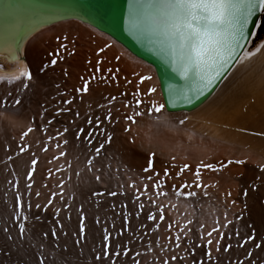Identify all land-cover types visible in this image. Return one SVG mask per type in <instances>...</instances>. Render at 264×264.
Segmentation results:
<instances>
[{"label":"bare ground","instance_id":"bare-ground-1","mask_svg":"<svg viewBox=\"0 0 264 264\" xmlns=\"http://www.w3.org/2000/svg\"><path fill=\"white\" fill-rule=\"evenodd\" d=\"M56 14V11L41 8L35 0H0V100L7 97L11 103L18 94L23 97L18 108H0L17 117L0 119V161L7 157L17 163L38 159L44 151V145L50 142L54 146L52 152L40 159L50 160L51 165L62 174V180L65 171L71 174L81 171L79 179L89 182L91 178L88 176L89 165L86 166L85 155L89 158L90 151L84 138L90 132L96 135V146L105 142L108 133L105 127L108 120L105 117L111 113V119L115 120L112 128L119 134L117 144L104 148L100 155L101 161L97 164L101 171L95 169L93 172L105 174L107 182L112 178L118 180L120 192L125 193L122 197L131 199L136 210L147 215L150 212L155 214V220L151 222L155 227L158 225L159 232L165 231L166 226L183 225L182 235L189 236L187 243L191 244L193 250L201 251L206 260L213 261L219 257L215 252L217 241L220 244L224 241L232 248L243 245L245 224L240 205V201L245 203L243 186L253 181L264 190V42H259L254 48L248 46L231 73L202 105L190 111L149 114L147 108L153 102L163 103L154 68L131 55L109 35L84 20L71 17L55 19ZM65 36L72 43L66 49L56 43ZM10 42L13 44L11 51L8 47ZM24 46L22 60L27 71L32 74L31 81L25 79L22 75L25 69L19 68L17 64L21 60L19 55ZM85 47L92 52L99 48L105 51L107 48L106 53L110 59L125 67L132 75L139 73L140 69L152 71L153 75L150 80L138 83L139 92L134 96L135 90L120 87L122 82L113 80L111 75H104L103 56L96 54L90 60L89 50ZM53 59L56 60L55 65L51 64ZM85 81H88V92L83 91ZM25 83L28 84L27 89ZM149 88H155V93L149 94ZM77 89L81 91L77 92ZM68 100L72 103L65 104ZM137 100L141 101L139 107L136 105ZM41 104L47 109L46 112ZM108 104L123 105L121 114L114 113L112 106L107 110ZM58 111L59 115L56 114ZM136 111H142L143 115L134 117V123L126 120L127 116H134ZM185 117L187 119L183 125H178V121ZM29 127L34 130L25 136L24 143L16 145L11 141V131L22 129L25 133ZM64 127H68L69 131L59 135L58 132L62 133ZM126 128L129 130L125 131ZM79 129L84 131L80 133L81 139L78 141L76 134ZM25 146L27 150L20 152V148ZM190 151L195 152V158H186L194 163H200V158L213 163L225 153L231 155L232 163L222 165L220 171L222 184L228 188L225 197H216L203 187L195 188L198 193L195 197L177 196L173 185L182 183V174L177 176V173H180L184 165L181 163L183 155ZM148 153H155V167L144 172ZM236 161L242 163L237 164ZM173 164L176 167H172ZM166 165L169 172L167 176L164 174ZM196 172L197 167H192L190 178L197 181L207 174L201 169L199 176ZM184 190L191 191L189 188ZM137 195L140 199L134 201L133 197ZM139 203L144 205L143 209L137 206ZM161 207L165 215L162 222L159 220ZM197 221L201 222L200 225L208 223L210 227L206 228L207 225L201 230L196 226ZM217 221L219 229L216 235L213 233L216 238L213 237V243L208 245L204 235L210 229L217 228ZM225 224H228L227 228ZM221 233L224 234L223 239ZM189 250L191 248L185 251ZM208 251L211 252V258L206 255Z\"/></svg>","mask_w":264,"mask_h":264},{"label":"rangeland","instance_id":"rangeland-1","mask_svg":"<svg viewBox=\"0 0 264 264\" xmlns=\"http://www.w3.org/2000/svg\"><path fill=\"white\" fill-rule=\"evenodd\" d=\"M258 40L259 39L256 38V40L252 42L250 45L251 48L259 45L260 41ZM56 43L59 44L60 48L62 44H65V49L68 44H72L68 37L67 40H65L64 37L60 38ZM85 48L89 50L88 47ZM76 49L72 51L76 52ZM93 50H95V48H93ZM100 50L101 48L96 50V52L89 50V59L92 60L96 54H101L104 60V75H111V78L115 76L116 79H112L115 81L118 80L119 83L122 82L120 87L131 88L132 91L135 90L133 91L134 96L135 93L139 92L138 83L140 82L141 75L150 77L153 75L152 71H144L142 69L139 70V73L132 75L125 67L117 65L113 59H110L109 55L106 53L107 48L105 51ZM90 64L92 65V61ZM109 69L112 70L111 73L108 71ZM117 69H119V72H116ZM262 77L264 78V75ZM129 81H131V83H129ZM105 104L106 102L104 105ZM122 104L126 103L123 102ZM106 106L107 110L109 106H112L111 109L115 110L114 113L119 114H121V108L124 107L123 105L116 106L115 104H108ZM3 118L17 119L16 116L0 110V119ZM114 121L115 120L111 119V122L106 121L105 123L107 132L113 135L111 141L112 147L117 144L119 137L118 131L112 128ZM178 125H183L180 123V120L178 121ZM22 134H24L22 129L16 130V132L11 131V141L16 145L24 143L26 138L24 137L23 141H21ZM91 138L94 145H92L93 151L90 152L89 157L91 154L94 155V149L98 147L96 146V135H92ZM106 139L107 136H105V142ZM53 147L54 146H52L50 142L44 145V151L41 156L35 159L37 161L36 165L32 164L33 159H29L30 161H23V163H17L12 158L9 160L7 157L3 161H0V264H40L38 253L44 255L46 259H44V264H46L47 261V264H113V260L115 264H165V261H167L168 264H264V190L255 182H246L243 186V194L244 190L247 189L248 195L246 197L244 196L245 203L240 201V205H242L241 213L245 224V232L242 239V241H244V246L241 244L238 247H231L229 251L225 252L224 248L228 245L223 241L219 245V251H217V247H215V252L219 257L213 261H209L203 257L201 251L198 252L193 250L191 244L187 243L189 236L186 234L182 235L184 231L183 225H176L177 227L174 225L171 227L166 226L167 231L160 230L161 232H159L158 228L152 224L153 222L146 218V216H148L147 214L140 212L138 209L136 210L131 199L124 198L122 195H117L115 197H110L108 195L99 198L92 197L93 190L102 191L107 189L108 192H120V183L118 180L112 178L111 181L107 182L105 174L99 175L97 173L101 171L100 167L97 165L101 161L100 156L90 164L88 163V155H85L86 166L89 165L87 166V170H89V172L87 171L88 176L93 182L91 180L89 182L81 181L79 179V173H81V171L78 174H71L65 171L63 173V181L61 179L62 174L51 165L50 160L40 159L43 155L47 156L48 153H51ZM55 148L57 147L55 146ZM186 157L194 159L195 152L190 151L183 155L184 159L181 163L189 164L190 169L183 171L181 175L182 183L179 182L180 184L177 183L176 186L178 189H180L181 185L187 183L190 186L189 190L197 191L195 187L192 186L198 183L201 187L207 189L208 193L211 191L216 197L221 198L228 194V188H225L224 184H222L223 176L220 171L222 165L230 164L231 155L225 153L218 161L213 163H208L207 160L201 158L200 163H194ZM205 164H212L213 169L201 167L200 169L206 171L207 174L202 175L201 173L202 176L198 178V181L190 178L192 175V167ZM94 170L97 172H93ZM29 171H32L31 179L28 178ZM97 176L100 177L99 182L96 179ZM105 181L107 183H105ZM29 183L32 185L30 190L27 187ZM37 192L40 193L39 197L36 195ZM135 192L137 191L135 190ZM17 194L22 195V204L20 208H18L16 204ZM53 194H55V196H53ZM181 198H184V196L181 195ZM49 199H52L53 203L47 208V211H44L43 207L47 205ZM97 199H99V203H97ZM127 202L129 203L127 204ZM29 204L31 206L30 220L26 223L29 232L21 238V236H19L18 223L13 221V216L14 212L18 210L27 212ZM37 204L41 205L40 210L36 209ZM81 205L86 214V233L84 237L85 240L83 239L82 242L77 243L79 240L78 209ZM65 206L68 207L66 208ZM56 208L61 209L58 217L54 214ZM36 216H41L42 220L36 222L34 219ZM57 218L60 221L59 224H57ZM200 223L201 222L197 221L196 226L200 227ZM207 225L208 227L206 228H209L210 225L204 223V226ZM4 228L8 229L7 235L3 231ZM53 228H55L57 232L56 238H53L51 235V230ZM199 229H201V227ZM105 230H107L110 236V244L112 246L110 249L111 254L109 259L97 261L95 257L98 252L102 251ZM45 231L48 232L46 238L43 236V232ZM210 231H212V229H210ZM213 233L216 235V231ZM207 234L204 235V238L214 241L216 238L215 235L212 234V236L209 237ZM8 235H11V240L7 238ZM180 235H182V237ZM251 236H254V239L248 240L247 237ZM180 238L182 239L180 240ZM117 244L121 245L119 256H116L117 249L115 246ZM257 244H259L260 247H256ZM125 248L128 249V255H124ZM190 248L192 251H185ZM56 254H58V257ZM59 254L63 255L61 256ZM47 255L50 257L48 258ZM25 257L27 258L25 259ZM173 257H176V259L173 260Z\"/></svg>","mask_w":264,"mask_h":264},{"label":"snow or ice","instance_id":"snow-or-ice-1","mask_svg":"<svg viewBox=\"0 0 264 264\" xmlns=\"http://www.w3.org/2000/svg\"><path fill=\"white\" fill-rule=\"evenodd\" d=\"M264 14V0H127V12L123 17L124 24L126 25L127 30L136 36L138 39H147L148 42L154 45L157 50L165 57L168 63L171 65L172 70L179 75V77L190 83L193 87L187 89H176L173 87L169 88V99L164 103L153 102L151 106L147 108L149 114H159L162 111H166V105L172 103L173 99L177 101H182L186 103L192 102L193 93H198L203 95L206 90L211 89L216 83L223 79L228 68L236 62L238 54L243 50L244 45L248 42V37L250 35L254 36L256 33L253 32L251 25L256 24L258 27H264V20H257V17ZM67 40V37H64ZM9 50H13V44L10 42ZM66 45L62 44L61 48H65ZM100 51H103L101 49ZM100 62L98 61L97 64ZM19 68H24L25 71L22 75L27 81L33 79L32 74L27 71V66L24 64L23 60L17 62ZM52 65L56 64V60L51 61ZM47 65H45L46 67ZM43 71V68L41 69ZM111 73V69L108 70ZM119 72V69L116 70ZM115 79V76L112 77ZM150 76H141L140 81L144 82L150 80ZM131 83V81H129ZM25 89L28 88V84L25 83ZM59 87V85H57ZM88 81H85L84 92H88ZM80 89H77V92H80ZM155 88H149L148 93H155ZM11 94L9 93V96ZM115 100V97L112 98ZM23 97L18 94L11 103L8 102V98L0 100V108L15 107L18 108L21 106ZM72 101H65V104H71ZM141 101L137 100L136 105L139 107ZM41 108L44 112L47 111L41 104ZM57 115L60 114L58 111ZM143 115L142 111H136L134 116L129 115L126 117V120L135 122L134 117ZM43 117V112H42ZM159 119V117H157ZM106 120L111 122V113L105 117ZM187 117L184 120H180V123L183 124ZM34 123V118H33ZM49 124L52 123L51 120L48 121ZM91 123V121H89ZM97 123L99 124V118H97ZM34 128L29 127L27 132L22 134L21 141L24 137ZM42 130L44 126L42 125ZM129 129H125L128 131ZM69 131L68 127H64L62 133L58 132L59 135H64ZM84 129H79L76 134V138L79 141L81 139L80 133ZM106 131V130H105ZM243 131V130H242ZM253 135H261V133H252ZM92 134L89 132L84 138V142L89 148V151H93L92 144L93 140L91 139ZM113 139L112 133H107L106 142L100 143L98 147L94 149V155L89 157V163L93 160L99 158L103 154L105 147L110 146ZM67 143V141H65ZM27 150V146L21 147L20 152ZM63 155V154H62ZM11 159V157H9ZM173 159H175L173 157ZM37 161L33 159L32 164L36 165ZM232 163V161H229ZM237 164L242 163L241 161H236ZM155 167V153H148L147 155V167L143 169L144 172H148ZM172 167H176L175 164ZM213 169L212 164L197 165L196 175H200V168ZM189 169L188 164H184L181 167L180 173H177V176L183 173L184 170ZM218 170V169H217ZM164 174L167 176L168 166L164 168ZM159 175V173H156ZM32 171H29L28 178L31 179ZM97 181H100V177L97 176ZM149 179H152L149 177ZM31 184L27 185L28 189H31ZM158 185H154L157 187ZM190 186L185 183L180 186V189L177 190L176 186L173 185V190L176 191L177 196H184L185 198H191L197 196L196 191H185L184 189L189 188ZM192 187L199 189L200 184H195ZM147 186H145V189ZM123 192L111 191L108 192L107 189L102 191H92V197H102L108 195L110 197H115L117 195H124ZM205 194H207L205 192ZM39 197L40 193H36ZM230 195V193H229ZM248 195V190H244V196ZM55 196V194H53ZM134 201H139L140 197L134 196ZM53 203L52 199H49L47 205L43 207L44 211H47V208ZM99 203V199H97ZM154 203V202H153ZM16 204L20 208L22 204V195H16ZM140 209L144 208L142 203L137 205ZM66 208L68 206H65ZM36 209L40 210L41 205L37 204ZM30 211L31 206L29 204L28 210H18L15 211L13 216V221L18 223V229L21 238L24 237L26 233L29 232V229L26 227V223L30 220ZM61 209L56 208L54 214L58 217ZM79 212V240L77 243L83 241L86 233V214L83 211V206L78 209ZM36 222L42 220L41 216H36ZM149 221L155 220V214L149 213L147 216ZM159 220L162 222L165 220L163 207L160 208ZM60 221L57 218V224ZM191 223V221H189ZM231 222L229 221L228 224ZM228 224H225L224 227L227 228ZM62 227V225H61ZM158 228V225H156ZM171 227V225H170ZM201 230L204 225L201 224ZM219 224L217 221V228L212 229L208 232V236L211 237L213 232L218 231ZM3 231L5 234H8V229L4 228ZM51 235L53 238L57 237L56 229L51 230ZM43 236L46 238L48 232H43ZM224 234L221 233V238L223 239ZM9 240L12 239L11 235H8ZM179 239V237H178ZM248 240L254 239V236L247 237ZM103 248L101 252L96 254V260L101 261L102 259L106 260L110 257V236L105 230L103 235ZM208 245H211L213 241L208 239ZM220 241H217V251H219ZM179 246V245H177ZM116 256H119L121 245L117 244ZM256 247H260L259 244ZM231 248V245H228L224 248V251L227 252ZM40 257V264H44V257L41 253H38ZM124 255H128V249H124ZM206 255L211 258V252L208 251ZM173 260L176 257L172 258ZM113 264L115 261L113 260ZM165 264H168L165 261Z\"/></svg>","mask_w":264,"mask_h":264},{"label":"water","instance_id":"water-1","mask_svg":"<svg viewBox=\"0 0 264 264\" xmlns=\"http://www.w3.org/2000/svg\"><path fill=\"white\" fill-rule=\"evenodd\" d=\"M35 3L43 9L56 11L55 19L71 17L84 20L94 28L109 35L131 55L152 66L159 82L163 103L169 99L168 90L170 87L176 89L193 87L172 70L171 65L154 45L150 44L147 39H138L127 30L123 20L127 12V0H35ZM263 16L264 14L258 16L257 20H262ZM251 27L256 34L248 37V42L239 52L236 62L228 68L223 79L211 89L206 90L203 95L193 93L191 103L173 99L172 103L166 105V111H190L208 100L231 73L248 46L252 44V40L258 38V41L264 42V31L259 34V27L256 24L251 25Z\"/></svg>","mask_w":264,"mask_h":264},{"label":"trees","instance_id":"trees-1","mask_svg":"<svg viewBox=\"0 0 264 264\" xmlns=\"http://www.w3.org/2000/svg\"><path fill=\"white\" fill-rule=\"evenodd\" d=\"M262 20H264V16H263ZM263 31H264V27H259L258 33L261 34Z\"/></svg>","mask_w":264,"mask_h":264}]
</instances>
